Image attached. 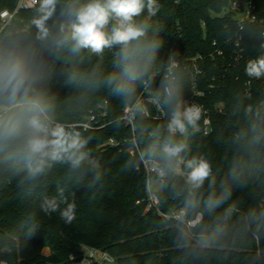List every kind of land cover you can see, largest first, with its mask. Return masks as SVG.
<instances>
[{"label": "trees", "instance_id": "16d2710c", "mask_svg": "<svg viewBox=\"0 0 264 264\" xmlns=\"http://www.w3.org/2000/svg\"><path fill=\"white\" fill-rule=\"evenodd\" d=\"M44 1L35 10L20 11L10 32L27 29ZM230 2L158 0L160 11L149 22L147 37L134 45L136 61L141 66L148 63L150 54L144 51L148 41L157 40L160 47L151 54L154 59L147 73L129 95L117 94L108 83L110 75L119 77L122 71L119 46L101 54L88 49L74 53L69 28L52 65L32 92L11 109L0 110V260L64 264L71 254L80 256L83 247L94 246L108 251L116 264H264V89L258 84L247 93L243 82L235 79L240 68L227 69L221 56L212 59L210 55L217 48L229 54L228 40L239 32ZM255 3L259 17L264 18V0ZM15 7V0H0V12ZM245 33L247 52L263 51L260 33L252 27ZM198 55L204 57V81L226 74L224 85L202 99L212 109L223 103L224 112H213V131L208 136L203 134L202 118L198 130L189 128L184 137L177 134L175 139H182L188 148L169 160L162 151L167 123L176 102L188 104L190 78L183 67L177 70L179 100L165 104V68L172 60ZM145 81H150L149 90L160 99L166 116H139L136 136L143 155L161 162L166 172L157 192L162 212L184 209L187 219L203 214L192 233L155 209L146 211L148 175L140 158L130 153L132 131L120 120L126 105L144 90ZM105 101L112 120L107 127L84 131L67 126L83 120ZM32 119L79 133L86 153L79 167L73 168L67 160H49L39 176L28 177L26 145L40 135L31 126ZM111 138L119 144L106 145ZM193 157L207 160L211 167L199 188L187 182V175L178 176L172 170L183 158L188 173L186 162ZM57 189H63L62 197ZM53 195L58 201L77 204V218L71 225L64 223L59 212L46 214L41 209L44 197Z\"/></svg>", "mask_w": 264, "mask_h": 264}, {"label": "clouds", "instance_id": "9594fccd", "mask_svg": "<svg viewBox=\"0 0 264 264\" xmlns=\"http://www.w3.org/2000/svg\"><path fill=\"white\" fill-rule=\"evenodd\" d=\"M51 3L52 0H47ZM158 0H87L77 12L76 18L70 24L72 51L79 52L88 49L92 53L101 54L106 48L119 46V57L122 71L119 77L115 74L109 76L108 83L113 85L117 94L129 95L134 91V84L148 71L151 55L160 47L157 40L148 41L144 51L149 53L148 63L141 66L136 61L138 44L142 38L147 37L151 27L149 23L160 11ZM146 13V15H145ZM144 18L137 21L138 17ZM175 64L168 67V75L172 74ZM245 75L255 79H264V55L249 59L246 62ZM162 83L165 96L164 103L171 104L179 100L180 86L175 84L168 76ZM11 82L9 81V84ZM203 106L191 103L182 106L176 102L167 123L168 136L162 145V151L169 160L180 157L188 145L182 140L175 139L176 135L184 137L189 128L198 130V121L201 120ZM31 126L40 135L31 138L26 145L28 157V177L35 179L46 166V162L64 161L71 163L73 168L79 167L85 159L86 153L82 151L85 141L80 139L78 132L67 131L63 126H51L42 123L39 119H32ZM2 139V136H0ZM187 182L199 188L211 172L210 164L205 159L193 157L187 160ZM63 196V189H57ZM61 204L64 207H61ZM46 214L59 212L60 218L66 225H71L77 218V204L67 199L59 200L57 196H45L40 205Z\"/></svg>", "mask_w": 264, "mask_h": 264}, {"label": "built area", "instance_id": "2783aa9c", "mask_svg": "<svg viewBox=\"0 0 264 264\" xmlns=\"http://www.w3.org/2000/svg\"><path fill=\"white\" fill-rule=\"evenodd\" d=\"M15 1L16 7L14 10L3 9L0 12V42L6 35L4 34L5 31L9 26L12 25L20 11L35 10L40 4V0ZM230 9L237 14V22L239 26V32H237L228 40L229 46H232V50L228 54L225 52V50L217 48L215 52L211 53L210 55L212 59H215L216 54L221 56L224 62L227 61V69L232 66L240 68V72L236 75L235 79L243 82L247 93H251L253 88L258 84H261L262 88L264 89V79L248 77L245 75L244 71L246 62L249 59L264 55V49L263 51H259L255 55H252L251 53H248L245 48V32L249 27H252L258 31L264 42V18L259 17L255 0H231ZM216 44L217 43L215 42L214 45ZM227 54L229 55V59H227ZM203 60L204 57L202 55H198L189 59L172 60L165 68L164 79L166 76H168V78L176 84L178 79L177 70L180 67H183V69L188 72L190 78V95L187 105L191 103H197L203 106L204 111L201 117L203 134L208 136L213 131V112H224V104L219 103L212 109L208 107L202 101V99L211 94L213 90L219 89L224 85L226 74H223L222 78L220 79L213 75L209 79L205 80V82L203 80L205 70L201 65ZM171 64H175L176 67L173 68L172 74L169 76L168 67ZM144 84V90L133 103L126 105L120 120H122L132 131L133 136L131 138L132 147L129 149L130 153L132 155H137L140 158L142 167L145 169L148 175V197L146 200V211L155 209L164 219L174 221L176 224L184 226L188 232L192 233L191 230L202 223L203 214L198 213L194 218L187 219L186 211L184 209L172 212L170 214L162 212L160 209V197L156 191L152 190L151 187V182L153 179H157L163 183L166 177V172L161 162L154 158H147L143 155L141 144L136 136V122L139 116L146 118L153 117V119H162L166 116V112L162 107L160 99L153 96L149 90L150 81H145ZM108 104L109 103L107 101L99 103L96 108L90 111V113L83 120L68 124L67 126L79 127L84 131L99 130L107 127L112 123ZM105 144L115 146L119 143L115 139L111 138ZM184 164L185 160L180 158L172 169L175 175H187V172L183 168ZM115 261L116 259L108 251L96 248L94 246H85L83 247L80 256L71 254L67 262L64 264H105L107 262ZM0 264L10 263L6 260H0Z\"/></svg>", "mask_w": 264, "mask_h": 264}, {"label": "water", "instance_id": "95a60500", "mask_svg": "<svg viewBox=\"0 0 264 264\" xmlns=\"http://www.w3.org/2000/svg\"><path fill=\"white\" fill-rule=\"evenodd\" d=\"M83 4L44 1L25 30L7 33L0 42V109H11L29 93L52 65L59 44ZM9 81L11 82L9 84Z\"/></svg>", "mask_w": 264, "mask_h": 264}, {"label": "rangeland", "instance_id": "374dc122", "mask_svg": "<svg viewBox=\"0 0 264 264\" xmlns=\"http://www.w3.org/2000/svg\"><path fill=\"white\" fill-rule=\"evenodd\" d=\"M10 29L11 28L9 26L8 30H7V33H10ZM5 109H6V107H4V106L1 107V110H5ZM151 187H152L153 191L158 192V191H160L162 189V182L157 180V179H153L152 182H151ZM44 251H45V253H49V249H45ZM105 264H116V261L115 262H107Z\"/></svg>", "mask_w": 264, "mask_h": 264}]
</instances>
